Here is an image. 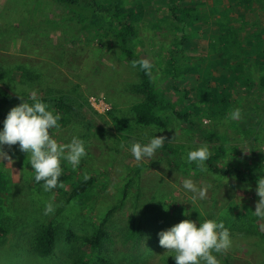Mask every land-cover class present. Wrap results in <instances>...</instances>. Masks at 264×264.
<instances>
[{
  "label": "rangeland",
  "instance_id": "rangeland-1",
  "mask_svg": "<svg viewBox=\"0 0 264 264\" xmlns=\"http://www.w3.org/2000/svg\"><path fill=\"white\" fill-rule=\"evenodd\" d=\"M260 1L250 10L230 13L224 12L226 2L213 15L206 1L199 24L186 31V45L179 52L186 71L173 96L178 108L190 113V124L165 111L158 113L165 119L159 128L134 120L131 108L143 100L135 88L139 76L114 44L112 18L89 12L88 20L79 19V11L52 0H0V93L21 100L34 91L55 113L51 101H71L72 109L57 113L64 121L53 130L54 138L68 143L77 136L86 147L75 170L61 161L62 187L45 192L32 179L27 154L17 145H0L12 160L0 154V264H81L82 256L86 264H175L172 254L159 246L157 234L184 219H215L229 230L230 248L216 254L220 264H264V219L252 213L259 198L256 180L247 178L258 170L264 176V93L238 82L227 88L223 81L239 71L256 83L263 72L255 57L248 60L244 50L236 54L225 47L226 31L235 27L241 45L252 37L263 50ZM118 4L142 7L131 46L153 65L157 91L168 95L169 50L183 33H176L160 0ZM234 107L241 109L242 118L226 122ZM11 108L0 100V122ZM153 134L164 138V147L151 159L135 161L127 145L133 140L147 143ZM202 144L211 155L223 151L217 163L230 169L229 174L209 168L200 173L186 162L187 151ZM85 177L93 179L91 186L71 197L73 186ZM186 178L197 187L211 185L204 200L191 202V194L181 187ZM45 203L54 207L48 215ZM48 223L56 230L54 247L42 257L33 242ZM97 230L108 236L100 251L90 250L82 240ZM130 231L136 236L130 238Z\"/></svg>",
  "mask_w": 264,
  "mask_h": 264
},
{
  "label": "clouds",
  "instance_id": "clouds-1",
  "mask_svg": "<svg viewBox=\"0 0 264 264\" xmlns=\"http://www.w3.org/2000/svg\"><path fill=\"white\" fill-rule=\"evenodd\" d=\"M132 67H139L149 75L153 65L147 59H140L134 61ZM21 100L22 102L12 107L0 122V145H17L20 152L27 154L32 179L36 183L42 182L41 186L45 192L62 187L59 181L62 174L61 161L67 162L75 170L86 156L85 141L73 136L68 143H58L53 130L60 128L59 114L52 111L49 104L37 99L34 91L27 99ZM241 118V109L234 107L228 111L225 121H238ZM163 147L164 138L153 134L147 143L133 140L127 145V150L135 161L140 162L151 159L157 150ZM0 154L4 160L12 161L6 153L0 151ZM210 155L207 144H202L188 150L185 160L188 164L195 165V169L200 173H205L206 161ZM256 185L255 191L259 200L252 213L257 218L264 219V176L257 177ZM181 187L191 194V202L196 203L206 198L211 185L197 187L192 179L186 178ZM53 211L52 203L44 204L45 215ZM182 215L188 216L186 212ZM157 235L159 246L165 249L166 253L172 254L170 257L175 264H220L216 254L223 253L231 246L229 230L215 219H204L202 222L184 219Z\"/></svg>",
  "mask_w": 264,
  "mask_h": 264
},
{
  "label": "trees",
  "instance_id": "trees-1",
  "mask_svg": "<svg viewBox=\"0 0 264 264\" xmlns=\"http://www.w3.org/2000/svg\"><path fill=\"white\" fill-rule=\"evenodd\" d=\"M59 5H62L69 10L79 11V19L88 20L89 16L86 14H97L109 16L116 22L117 29L113 32V40L115 46L122 53V55L126 58V60L132 65L134 61H139L142 59L139 55L135 53L131 46L132 39L135 37V27L134 22L137 21L139 17L142 16L143 9L140 4L132 8H121L118 4V0H108L107 3H101L98 0H52ZM162 4L164 3V7L166 8L167 14L172 21L173 28L176 33H183L184 36L179 37L175 36L173 41V47L175 49L169 50V59L166 63V73L168 75V80L171 81L169 85V94H162L157 91L155 87V83L153 80L152 73L146 75L143 71L139 69V67H135L139 81L136 85V92L139 93L143 100L132 106V114L134 120L137 124L142 126H155L162 128L165 126V119L161 117L159 112H171L178 119L186 121L190 124V113L185 112L182 109H179L173 100V96L176 93H179L178 84H182L183 80L178 81L180 75H183L186 70H183L181 65V58L179 56V52L181 49L185 48L187 39L185 38L186 31L188 27H195L198 23V17L200 15V10L206 7V1L211 4V8H213V15L216 12V9H221L226 2L228 3V8L225 9L224 12L230 13L231 9H252L253 4L261 5L260 0H160ZM224 9V8H223ZM216 14V13H215ZM202 26H204L202 24ZM223 28L227 29L225 25ZM234 31L227 30L226 33L229 36V39L225 43V47L227 48V52H231L234 50V53H238L241 50L243 51V56L251 60L252 57H255V62L261 66L263 69L262 74L259 76L256 83L250 81L249 77L241 75L239 71L234 72L233 76L228 77L225 75L223 77V81H227V88L233 87L235 83L238 82L240 86L244 85L250 88H258L260 91L264 93V47L263 50H260V46L258 44L261 43L260 40L256 41L254 38L250 37L248 40V44L241 45L239 38L235 35L236 28L232 27ZM257 44V46H254ZM232 49V50H231ZM233 52V51H232ZM231 52V53H232ZM240 76H242V81H239ZM243 83V84H241ZM231 90V89H229ZM186 93H188V89H185ZM224 96V95H222ZM185 101L188 99L187 95L183 98ZM0 100L4 104H10L11 107L17 106L22 101L16 100L10 97H7L4 93H0ZM45 103H47L46 99H39ZM71 102V101H70ZM66 98L61 97L55 101H51L54 110L56 113L64 112L73 108V104H71ZM31 103V100H29ZM64 119L61 118L60 123H63ZM223 155V151L219 148L214 154L210 155L209 159L206 161L207 168H209L213 173H219L222 175H226L230 173V169H221L217 163L219 158ZM257 176H263L260 170H258L257 174H249L248 179L251 181H255ZM1 180V179H0ZM59 181L62 183L65 181L63 176L59 177ZM93 182L92 178L81 180L78 184L74 185L72 188V192L70 194L71 197L83 195L86 190L91 186ZM1 183V182H0ZM37 184H42L37 183ZM56 189V188H55ZM53 189V190H55ZM1 231V229H0ZM56 235V230L52 224L48 223L42 226L36 236L34 237V248L36 252L42 256H49L54 247V239ZM135 235L134 231H130L129 237L133 238ZM107 234L103 231H96L90 238L84 237L82 240L90 247V250L100 251L105 241H107ZM80 259L86 261V257L82 256ZM82 262L81 264H86Z\"/></svg>",
  "mask_w": 264,
  "mask_h": 264
}]
</instances>
